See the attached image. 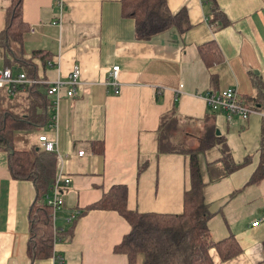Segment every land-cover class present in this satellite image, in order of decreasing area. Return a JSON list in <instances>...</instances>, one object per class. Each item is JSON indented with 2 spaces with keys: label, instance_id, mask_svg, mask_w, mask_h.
<instances>
[{
  "label": "crops",
  "instance_id": "crops-1",
  "mask_svg": "<svg viewBox=\"0 0 264 264\" xmlns=\"http://www.w3.org/2000/svg\"><path fill=\"white\" fill-rule=\"evenodd\" d=\"M119 1L22 0V21L28 27L22 44L26 63L0 51V69L5 57L13 74L28 69L46 84L64 81L72 65L80 67L74 97L66 96V87L47 96L44 84L15 94L0 89V115L29 113L17 125L46 117L42 125L16 128L10 134L12 148L35 150L39 160L52 159L54 177L60 171L69 179L51 229L65 230L72 215V232L67 240H54L50 258L31 264H127L112 253L129 231L125 221L114 212L79 210L111 186L124 185L128 210L180 214L192 151L205 182L202 196L213 213L207 222L209 237L219 241L232 236L239 249L225 262L210 250L211 260L264 264V177L247 183L264 168V117L251 115L242 121L232 116L227 121L202 100L206 91L235 88L242 103L253 98L264 102V0H165L169 13L185 10L189 30L169 29L142 43L134 41L133 21L123 17ZM6 5L0 0V31ZM211 41L219 56L208 66L199 48ZM33 51L49 55V61L43 65L31 58ZM113 66L118 67L117 94L108 76ZM52 102L57 105L55 128L46 109ZM40 135L55 143V151L38 148ZM99 142L102 154L96 155L90 144ZM207 142L213 144L202 150L201 143ZM219 142L231 162L246 164L209 183L206 165L222 168ZM33 195L29 182L11 179L7 152L0 149V264H30L25 245Z\"/></svg>",
  "mask_w": 264,
  "mask_h": 264
},
{
  "label": "trees",
  "instance_id": "trees-1",
  "mask_svg": "<svg viewBox=\"0 0 264 264\" xmlns=\"http://www.w3.org/2000/svg\"><path fill=\"white\" fill-rule=\"evenodd\" d=\"M4 9V24L0 31V51L9 55L15 62H25L22 59V44L25 34L28 32L27 25L22 21V0H6ZM121 14L133 21V38L137 43L147 42L153 36L169 29H175L178 33L189 30L190 25L184 9L174 14L169 13L165 0H120ZM214 5V3L212 2ZM217 9L213 13L217 15ZM221 16V15H220ZM212 21L218 22L214 17ZM199 53L210 66L219 52L213 41L202 45ZM31 58H36L43 65L49 61V55L41 51H33ZM26 63V62H25ZM2 66L10 68L9 60L2 59ZM12 71V70H11ZM13 73V72H12ZM27 78L34 79L33 72L25 69L23 72ZM256 93H260L261 87L255 84ZM25 89H32L26 86ZM19 89L13 93L18 92ZM243 104L260 112L264 110V102L252 99H243ZM260 105V108H256ZM50 106H47L48 109ZM260 110V111H259ZM28 116L29 113L23 114ZM23 115L4 114L0 115V149L7 152V169L11 179L27 181L31 184L34 195L27 210V239L25 255L29 263L48 259L52 256L54 240L61 242L67 240L72 232L74 220L65 230L51 229L52 208L47 205V199L51 196V185L54 179V161L49 158L38 159L35 150H15L11 146L10 134L18 130H26L28 125L37 126L45 123V118L34 121H23ZM30 117V116H29ZM261 124V152H264V118ZM213 143H201V149H207ZM221 146V170L218 166L212 168L214 163L206 165L208 182H214L246 164L244 160L240 164H234L225 145ZM90 151L96 155L102 154V144L91 143ZM187 164V189L182 195V211L177 215L158 213H138L126 208V187L113 185L101 197L91 205L79 210L81 213L90 211H109L116 213L129 227L119 243L112 248L113 255L123 256L127 264H136L137 256L142 255V264H176L177 252L182 253V264H214L209 256L213 250L220 262H225L239 254V249L232 236L219 241H212L209 237L207 222L212 214L202 196L205 186L203 174L199 168L195 153L188 152ZM264 157L261 155V158ZM264 177V168H258L248 180V184L258 182ZM68 188V187H67ZM66 188V189H67ZM65 190V189H64ZM63 190H61L62 192ZM60 192V193H61ZM61 198V196H60ZM78 216V215H77ZM76 216V217H77ZM73 222V223H72ZM174 256V257H173Z\"/></svg>",
  "mask_w": 264,
  "mask_h": 264
},
{
  "label": "built area",
  "instance_id": "built-area-1",
  "mask_svg": "<svg viewBox=\"0 0 264 264\" xmlns=\"http://www.w3.org/2000/svg\"><path fill=\"white\" fill-rule=\"evenodd\" d=\"M118 74V67H111L108 72V76L112 80L114 86V93H118V84L116 82ZM80 67L78 65H72L71 69L64 81L56 80L49 84L46 82L38 81L36 79L27 78L23 72H17L15 74L9 68L0 69V89L6 88L8 94H13L17 89H25L26 86H32L35 84L45 85V94L47 96L57 95L58 92L66 87V96L74 97L76 95L75 88L80 83ZM203 103L205 107L212 113L222 114L227 121L230 120L232 116L238 117L240 120L245 121L251 115H258L264 117V114L257 113V111L245 106L240 99L235 88H227L220 91H206L202 96ZM56 102H52L48 108L50 115V127H56ZM38 148L44 152L55 151L56 145L53 141L48 140L45 136L40 135L37 138ZM78 156L82 155V152H77ZM69 185V179L61 174L59 171L53 179L51 185V196L47 199V205L52 208L51 213V227L53 224V216L56 211L62 207V200L60 198L61 190H64ZM73 216L67 219L70 222ZM53 229V227H52ZM60 263V261H59Z\"/></svg>",
  "mask_w": 264,
  "mask_h": 264
},
{
  "label": "rangeland",
  "instance_id": "rangeland-1",
  "mask_svg": "<svg viewBox=\"0 0 264 264\" xmlns=\"http://www.w3.org/2000/svg\"><path fill=\"white\" fill-rule=\"evenodd\" d=\"M0 66H1V63H0ZM177 253L178 254H176V257H175L177 262H174V263H176V264H182V262H180V261H182V253L180 251L177 252ZM142 261H143V256L142 255H138L137 256V260H136V264H142Z\"/></svg>",
  "mask_w": 264,
  "mask_h": 264
},
{
  "label": "water",
  "instance_id": "water-1",
  "mask_svg": "<svg viewBox=\"0 0 264 264\" xmlns=\"http://www.w3.org/2000/svg\"><path fill=\"white\" fill-rule=\"evenodd\" d=\"M216 134H218V132H216Z\"/></svg>",
  "mask_w": 264,
  "mask_h": 264
}]
</instances>
